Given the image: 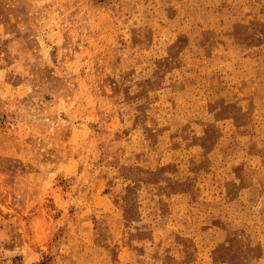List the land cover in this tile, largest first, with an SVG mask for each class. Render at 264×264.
Wrapping results in <instances>:
<instances>
[{
    "label": "rangeland",
    "instance_id": "rangeland-1",
    "mask_svg": "<svg viewBox=\"0 0 264 264\" xmlns=\"http://www.w3.org/2000/svg\"><path fill=\"white\" fill-rule=\"evenodd\" d=\"M0 264H264V0H0Z\"/></svg>",
    "mask_w": 264,
    "mask_h": 264
}]
</instances>
